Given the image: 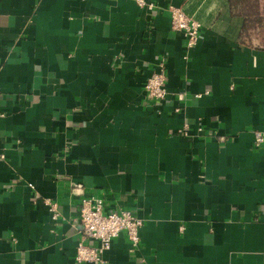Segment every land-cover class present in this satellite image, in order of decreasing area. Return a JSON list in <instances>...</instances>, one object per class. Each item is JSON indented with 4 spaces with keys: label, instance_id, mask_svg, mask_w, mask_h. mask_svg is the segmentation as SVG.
Wrapping results in <instances>:
<instances>
[{
    "label": "crops",
    "instance_id": "0c3cea01",
    "mask_svg": "<svg viewBox=\"0 0 264 264\" xmlns=\"http://www.w3.org/2000/svg\"><path fill=\"white\" fill-rule=\"evenodd\" d=\"M145 1L0 0V264H88L73 184L142 220L106 264H264V38L229 0ZM170 7L200 24L192 48Z\"/></svg>",
    "mask_w": 264,
    "mask_h": 264
},
{
    "label": "built area",
    "instance_id": "2783aa9c",
    "mask_svg": "<svg viewBox=\"0 0 264 264\" xmlns=\"http://www.w3.org/2000/svg\"><path fill=\"white\" fill-rule=\"evenodd\" d=\"M140 7L151 8L145 0H134ZM170 28L181 33L186 39V48H192L198 41L200 24L185 14L180 8L170 7ZM165 60L160 58L154 70L147 77L144 84L145 99L150 104L163 101L166 98ZM198 97L200 95H197ZM187 133V127L181 129ZM180 130V131H181ZM179 131V132H180ZM198 131L202 128L198 127ZM252 145L259 148L264 144V130H253ZM3 157V155H1ZM31 189L34 186L28 183ZM71 192L80 196L77 222L80 225V237L76 245L75 261L77 263L106 264L103 253L111 246V241L124 231L129 241V251L134 253L139 245V229L142 220L129 209L109 207L104 199L86 194L81 184H73ZM38 193L33 194V200L40 199ZM47 205L52 220H56L60 213L57 204L50 199L41 198ZM264 219V215H263Z\"/></svg>",
    "mask_w": 264,
    "mask_h": 264
},
{
    "label": "trees",
    "instance_id": "16d2710c",
    "mask_svg": "<svg viewBox=\"0 0 264 264\" xmlns=\"http://www.w3.org/2000/svg\"><path fill=\"white\" fill-rule=\"evenodd\" d=\"M233 14L243 19L240 37L243 41L264 38V5L260 0H229Z\"/></svg>",
    "mask_w": 264,
    "mask_h": 264
},
{
    "label": "rangeland",
    "instance_id": "374dc122",
    "mask_svg": "<svg viewBox=\"0 0 264 264\" xmlns=\"http://www.w3.org/2000/svg\"><path fill=\"white\" fill-rule=\"evenodd\" d=\"M260 2H261V5H264V0H260ZM254 40H256V39H254Z\"/></svg>",
    "mask_w": 264,
    "mask_h": 264
}]
</instances>
